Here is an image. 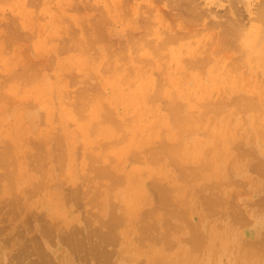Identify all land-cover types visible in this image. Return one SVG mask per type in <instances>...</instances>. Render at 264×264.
I'll return each instance as SVG.
<instances>
[{"label":"rangeland","instance_id":"rangeland-1","mask_svg":"<svg viewBox=\"0 0 264 264\" xmlns=\"http://www.w3.org/2000/svg\"><path fill=\"white\" fill-rule=\"evenodd\" d=\"M23 1L25 0H0V84L2 83L0 85V91L4 94L6 93L5 96L8 95L11 97L16 95L11 98L6 97V99L4 94L0 93L1 99L3 96V99H5H2L3 101L1 100L4 107H2L0 102V109L2 107L0 110V151H3L5 144L7 145L9 142L11 143H9L10 145L14 146L15 142L11 139H15L22 148L24 144V148L26 147L25 149L21 148L23 152L19 154L22 155V161L20 160V162L15 159L16 157L14 154L10 156L9 164H5L0 159V264H97V260L100 261V264H105L104 261L102 262V259L99 260L100 258L91 251V249L95 247V243L101 240L99 237L100 233L98 234V232H101L105 226L107 228L106 220H109L110 212L114 211L117 215L123 214L126 219L129 215L126 214L127 211L130 212V208H135L134 205L138 204V202L140 203L141 199L144 201L139 204L138 213L143 215L145 211V220H142V215L139 216L138 214L137 217H135L136 220H125L123 224H120L121 226L118 225V227L115 228L116 232H121L125 229L130 230L131 228H134L135 231L143 229L145 226H141L140 223L145 225L147 222H144L147 220L149 224L145 227L147 231L153 229L152 227L154 225L152 226V223L156 226L153 231L151 230L153 233L150 232L152 237L148 239L154 241V239L157 240L158 238V240L150 242L147 239H143L144 241L142 242V239H139L136 241L135 239L138 236L131 233L133 235H131V238L134 237V243L137 249L136 251L133 249V251H126L125 253L123 251L119 253V249L122 248V244H118L120 242H102L103 250L109 249L107 253H110V250L116 252L110 257L113 261V263L111 261V264H163L162 262L164 261L159 262V260H155L156 263L155 261L151 263L146 261L147 258L154 255V252L151 253L150 247L157 250L160 249L166 254L169 253L168 256L178 254L181 248H183L191 252L189 256L193 254L191 259H197L196 261H191L189 257H186L187 259L181 257V259H183L181 260L182 262L178 260L181 264H189L190 261L193 264H251L252 262H263L264 264V249L257 248L254 244L250 243L251 241L255 243L264 235V187L263 189L259 187L264 184V98L262 100L263 107L260 108L261 111L257 109L258 112L252 111V109H246V111H244L245 103L240 100H236L234 103L232 102V105L229 103L230 105L226 106L228 108L226 111L228 112L223 113L222 116L225 117L230 111L239 109L237 111L238 113H234L233 119L237 124H241L240 126L243 127L242 129L240 128V131L232 140L233 148L231 150L233 154L235 153L236 155H234V161H231L232 163H230V165L224 167L221 173L222 175H218L215 172L216 170L208 168L201 171V175H210L206 179L202 177L197 180L195 179V182H193L194 180L191 181L190 178L186 179L187 182L186 180L183 182V180L180 179L179 182L183 183L187 189L185 188V190L181 192V195L178 194L175 196L177 193H173L174 196L172 197L171 204H174L173 200H179L178 198H180V200L182 199V203L178 202L177 205L179 206H177L175 205L176 202L174 206L171 205L172 209L171 207L165 209L160 205L159 207H162L160 208L161 210L158 209V211H155L158 208L159 199L157 198V194L154 193V189L148 187L149 183L154 179H160L161 182L166 183L164 174L165 172L167 173V171L169 174L172 172L173 175L176 174L177 171L178 174V170H176L177 166L173 165L175 162L171 161L170 163L169 156L162 159L163 156L159 154L160 148L156 147L162 137H164V133L161 135H153L152 131L148 129L145 124L148 120L153 121L157 119L156 116L152 117L148 115L146 117L140 111L141 109L132 108L131 101L125 100L120 94L111 97L113 95L110 94V89L105 86V83H108L110 78L111 81L113 80L111 76L115 74L113 70L110 71L106 68H109L111 63L117 59H119L120 64L122 62V59H120L121 56L119 55V53H121L120 48L123 46L128 48L125 44L120 46L119 42L120 38L124 40L122 34L124 33L122 32L124 28L122 26H126V24L129 23L127 20L132 19L133 15L130 14V18L127 17L128 14L125 15L127 19L124 21L128 23H125L119 17L116 19L117 17L115 18L114 14L116 12L111 9V7L114 8L113 0H32L33 4L30 2L31 0H27L26 4ZM136 1L142 2V0ZM254 1L256 0H253V2ZM200 3H202L201 5L207 10L211 8L213 10L211 14L216 15V11H218L219 14L225 11L229 1L221 0L218 4L217 0H201ZM253 4L254 3L248 5L249 8L244 10L246 18L255 15L254 13L251 15L249 14L251 8V11H255V5ZM238 5L243 9L244 4L242 1L239 2ZM106 7L113 11L110 12L109 16L106 14V18L100 19V17H102L99 16L102 14L101 12L109 10ZM215 19L218 18L215 17ZM11 20H14V23L16 21L14 27L17 28L19 32V37L15 39L16 41L9 39L10 32L7 30L8 27L6 25H8V21L10 22ZM117 20H122V22ZM130 21V24L133 25V21ZM80 25H84V27ZM87 27L89 28L87 30L92 29V31L86 32L85 28ZM202 28L203 27H200L202 32L200 31L198 35L200 37L203 36L204 39L208 37L207 40L205 39L207 42L210 36L215 33V29L207 30L206 28V30H203L205 28ZM209 30H213L211 31L212 33ZM207 31H209V33ZM46 34L47 36H45ZM51 34H54L55 37H52L56 38L53 42ZM206 34H210V36L205 37ZM80 35H82L83 38ZM44 36L52 40L49 41V38H47L48 41H46ZM67 37H71L72 43L70 40L67 41L68 43L64 41ZM72 37H75V40ZM151 37H154V35ZM194 37L183 39V42L192 41L193 47H195L197 45V39L199 38H196L197 36ZM62 38L64 39L62 40ZM192 38L194 39V43ZM8 39L13 41V43H10ZM82 39L83 41L84 39H86V41L88 40L91 42V45L89 43L88 45L90 46H88V41L87 43L84 41V43ZM73 40H79L78 43L81 41L84 43V47L86 45L88 46L84 50L85 53L79 50L81 49L79 48L80 46L75 45L76 43L73 44ZM45 41L52 44L49 43L50 46L48 48H51L50 51L47 49L49 44ZM63 41L66 45L72 46L74 50L70 49L71 51L59 52L61 46L64 44ZM199 41H201V39H199ZM39 42L45 48L39 47ZM56 42L58 46L60 45L59 47L54 44ZM237 43L239 44L240 42L238 41ZM178 46V43H171L168 45V49ZM232 48L230 52L233 54L226 51V55L229 56V54H231V57H235L243 54L241 49L236 47ZM75 50H79L84 56L80 57V55H78L79 51L75 54ZM87 50L89 51L87 52ZM143 50L144 49H142V51L140 50V52L142 53ZM43 51L44 53L40 56H35L36 53H41ZM116 51L119 57H117ZM131 51V49L128 51L129 54L133 53ZM164 51L167 52L166 49H164ZM224 52L222 54H225ZM74 54L76 56L78 55L76 60L83 61L82 65L79 66V62L74 60L77 66L74 64L72 66L73 62L71 63V61H73V59L69 63L67 62L69 58L71 59L70 56ZM75 55L74 57H76ZM13 56L15 57L11 59ZM21 56L24 59L27 58L25 62H22V65L23 63L25 65L29 60L30 62L34 61L36 65H34V63H29V65L31 64L34 66L30 70H34L35 66H37L35 69L38 70L39 76L36 71L37 74H35V77L31 76L33 74H29L30 76L27 75V77L25 75L12 77L14 81L12 78L11 81L7 78L5 79L8 68L10 69L11 67L9 72L21 70L20 67H22V65L20 62L24 61ZM16 57L21 59V61L18 60L20 65H17V61V64L15 63V60H17ZM82 57L88 59L83 60ZM166 57H168V55ZM228 59H230V56ZM243 59L245 62L241 60L243 62L241 70L244 65H248L245 56ZM35 61H37V63ZM86 61L88 62L86 63ZM66 62L68 64H66ZM261 62L262 61L258 62V64L256 63V65L253 61L250 63L253 68L251 71L253 70L254 72L255 70V74H253V72L250 74L247 69L249 68L248 66L246 70L245 67L243 68L247 77L251 75L253 79H248L245 76L246 74L243 73L251 82L249 83V81L244 78L247 84L244 81H242V83H244L241 84L250 92L245 90L241 92L233 91L231 93L232 96L237 97L243 93L254 95V93H251V90L256 91L257 89L263 91L264 94V61ZM84 63L86 67H84ZM15 65L20 66L18 67L20 69ZM31 65L29 67H31ZM12 67L14 70H12ZM34 72L35 71H33V73ZM247 72H249V74ZM253 75H255L254 78ZM59 76H61L60 81H62L60 86L58 85L60 82L58 80L60 78ZM24 77L25 79L30 77V81H28V79L27 82L24 79L25 83H27L23 86L22 84H24V82L22 83L21 81H23ZM31 77L35 80L31 81ZM62 78L66 82L62 80ZM16 79L18 81H16ZM20 82L22 84H20ZM2 85H5L4 88H2ZM193 86L192 84L183 87L164 85L162 87L161 98L158 99L156 103H152L151 106L154 108L160 105L163 106V101L172 104L178 103L179 99L174 97V95L177 96V92L196 93L200 91V87L196 85L198 89L195 91L194 86L193 91ZM229 88L230 87L226 85H221L217 90H224V93L228 94ZM129 89H131L129 86L123 85L122 90L124 92H127ZM21 91L22 94H20ZM169 92L171 97H165ZM180 100V103H184L185 114L191 111L198 112L201 103L204 102V100L196 98H183ZM96 106L101 108V111L99 109L100 116L98 117L92 115L91 112ZM101 106L105 107L102 108ZM110 110L114 111L112 112L114 115H112L111 118L116 117L117 121L120 120L119 124H114L113 120H104L105 113ZM161 113L163 115H169V110L164 108L161 110ZM214 113L215 112H210V114H208L209 117L215 115ZM90 114L93 116L90 122L91 124L88 122L91 116ZM257 115L262 118V122H258V124L254 123V126L252 124V118H257ZM21 117H24V119H21ZM85 118L90 126L85 122L86 120L84 121ZM207 120L208 116H203V122H199L201 129H199L197 133H178L177 140L173 141L180 144V147L175 150L177 151V157L182 158L181 154L183 150L185 151V149L190 148L194 140L200 137L207 141V147L216 145L219 148L218 139H213L214 135L212 134V128L209 132L206 131V127L210 125ZM17 122L20 126L22 125V131L19 125L20 129L16 126ZM24 123L26 126L25 128H23ZM84 124L87 127L83 126L84 129H81ZM215 125H217V123H215ZM107 127H112L111 129H113L115 133L112 130V135H110L106 132ZM85 128H88V131H86L88 135L86 134L84 136L85 133L83 134V132L85 131L83 130H85ZM104 128L106 130L101 131V129ZM23 129L25 131L29 129V131H26L28 133H23L20 139H16V137L19 138L17 135H20ZM161 129L162 126L156 128V131L162 132ZM15 130L20 134L15 132ZM175 130L177 129L175 128ZM70 133L71 135L74 134V137L73 135L71 136ZM135 139L138 140V147H132L134 148L131 149L132 151L128 150V146L126 145ZM149 140L152 141L149 142ZM87 142L89 143L87 144ZM234 144H239V150L235 149ZM174 145L176 144L174 143ZM122 151H124L123 153L125 155H123ZM232 151L229 150L231 153ZM119 152L121 153V157L118 154ZM35 155H38L40 159ZM38 160L40 161L38 162ZM204 162L205 160L202 159L198 163H192V165L185 163V166H188V168L191 167L189 169L186 168V171H190ZM246 162L247 164H245ZM35 164H37V168L40 170L36 169ZM254 164L257 165L256 168L252 167ZM15 168L19 170L15 171ZM99 168L109 169L112 172L110 175L113 174L112 177L106 174L104 176L103 173H100L101 171ZM98 170L100 171L99 173ZM11 171L13 173V178L15 179L17 177V180L15 179L16 181L6 175V173H10ZM22 171H26V173H23V175ZM114 173L119 177H116ZM19 174L21 176H19ZM130 177H132V179L134 178L133 182ZM110 178H117L116 180L119 181H114V184H112V179ZM134 180L136 185L134 184ZM3 186H5V188ZM191 186L194 187L189 188ZM134 187L138 188L136 189ZM194 189L197 191L195 190L194 192ZM143 190L146 191V193H144ZM99 191L102 192L100 193ZM106 191L108 192L107 194H105ZM139 193H141V195L144 193L143 196H145V194L146 196L140 197ZM186 193L188 195H186ZM108 194L109 197H107ZM104 197L106 200L103 199ZM133 197L137 198L135 199ZM205 197H210L212 199V202L210 201L211 204ZM175 198L177 199L175 200ZM108 200H110L109 202L111 203H109ZM146 200L147 203L145 202ZM101 201L105 203L103 204ZM206 202L208 204H206ZM110 204L114 207L111 208ZM132 205L133 207H131ZM206 206H209L211 209ZM173 208L174 210L178 208L182 213H175V216H173L174 212L173 215L168 212L170 214L169 216H171L169 220H167L168 222L162 221L164 219L163 217L167 215L166 212L168 210H173ZM150 209L153 213L150 212ZM146 211L147 213L148 211L150 212L148 213L149 215L152 213L151 216L153 218L157 217V219H153ZM153 220L155 221L153 222ZM129 221L132 222V224L129 223ZM138 221L143 222L139 223ZM151 221L152 223H149ZM197 222H199L200 225ZM164 223L165 226L163 225ZM196 224L200 227L194 226ZM150 225L151 227H149ZM182 226L184 228H182ZM147 227L151 229L148 230L149 228L147 229ZM178 227L180 230L177 233L175 229L177 228L178 230ZM99 228H101V231H99ZM93 229L94 231L96 230V232L93 233V235L92 233L88 234L90 231L93 232ZM174 230L176 234L173 233ZM78 231H80L79 236L76 235ZM160 231L162 233L169 231L170 233H167L168 236L172 233L171 237H168V240L172 239L173 244L171 245L175 247L171 248V246L167 249L164 245V241L160 239L162 233L160 236L154 235L156 238H153V234L160 233ZM196 231L197 233H199V231L201 233L202 231L204 234H200L202 236V241L198 240V243L195 242L197 245H203L204 243L203 246L201 245V250L198 249L200 245L195 246V248L193 246V242L195 241L193 236ZM84 233L86 239L84 238ZM80 234H82V238ZM86 234H88V236H86ZM89 235L91 236L89 237ZM79 237L82 240L84 238L85 240L83 241L86 242L87 245L90 244L89 241L94 243V245L91 244V248L90 246H84L86 243L83 244L81 243L83 241L80 240L82 247L77 249L76 245L73 246L71 242H73L72 240L80 239ZM189 237L190 240H187ZM69 240L71 241L69 242ZM132 243H124L123 245L124 247L125 245H129L130 247ZM142 245H145V248ZM190 245L193 247L187 249ZM193 249H195V251ZM129 250H131V248ZM131 252H135L133 253L135 256H131ZM172 252L175 253L171 254ZM249 252H251L252 255ZM168 256L166 258H168ZM241 256L244 257V261L242 260L243 262L241 261ZM169 258L167 259L168 261ZM177 259H180V256H178ZM108 262L109 261H107V263ZM165 263L169 264L167 262H164V264Z\"/></svg>","mask_w":264,"mask_h":264},{"label":"bare ground","instance_id":"bare-ground-1","mask_svg":"<svg viewBox=\"0 0 264 264\" xmlns=\"http://www.w3.org/2000/svg\"><path fill=\"white\" fill-rule=\"evenodd\" d=\"M200 1L201 0H142V2H139V1L137 2L136 0H113V2H114L113 7L114 8L111 7V9H113L114 12H116V13H114L115 18L117 17L116 19H118V17H119L120 19H122L124 21L125 19H127L125 16L127 14H128L127 17H129L130 14H132L133 17H132V19H129L131 17V15H130V17L128 18L129 20H127V21H129V23L124 21L125 23H128V24H126V26L124 25L125 27L122 26L124 28L123 29L124 31H122L124 33H122V34L124 36L125 41L120 38V42H119L120 46H123V44H125L126 46H128V48H125V46L120 48L121 49L120 52L122 53V54L119 53V55L121 56L120 59H122V62L120 64H119V59H117V60L113 61V63H111L109 68L108 67L106 68L107 70H110V71L113 70L115 72V74L111 76V77H113L112 81H111V78L109 77L110 78L109 82L105 83V86L110 89V94L113 95V96H111L109 94L111 97H115V96L120 94L121 96L124 97L125 100L131 101V107L132 108L141 109L140 111L146 117L148 115L152 116V117L156 116L157 119H155L153 121L148 120V122L145 124V126L152 131L153 135H161L164 133V137H162V139L160 140V142L157 144L156 147L160 148L159 154L163 156L162 159H165L166 157L169 156V158H170L169 162L170 163H171V161L175 162L176 164L175 163L174 164L172 163V164L177 166L176 170H178V174L176 171V174H174V175L172 174V172H171V174H169L168 171H167V173L165 172L164 177L166 178L165 179L166 183L161 182L160 179H154L151 181V183H149L148 187H151L152 189H154L155 192L154 191L153 192L155 194H157V198L159 199L158 208L156 206L157 210L154 209L155 211H158V209L162 208V207H159L160 205L166 209L168 207H171V205L174 206V204L176 202L177 203L175 205H177L178 202L180 203L182 201V199L180 200V198H178L179 200H176L177 198H175L176 201L173 200L174 204L173 203L171 204L172 197L174 196L173 193H177L175 196H177L178 194L181 195V192H183L186 188L185 185H183V183L179 182L180 179L183 180V182L189 178L191 179V181L194 180L193 182H195L197 179H200L202 177H204L206 179L210 175H208V176L205 174L201 175V171H204V169H208V168L214 169V170H216L215 171L216 174L222 175L221 173L223 172L224 167L230 165V163H232L234 161L233 159L236 155H235V153L233 154V151L231 150L233 148L232 140H233V137L235 135H237V133L240 131V128L242 129L243 126H240L241 124H237V122L234 121V119H233L234 113L235 114L238 113L237 112L239 110L238 108H237L238 110H236V111L232 110V111H230V113H227L225 115V117L222 116L223 113L228 112V111H226L228 109L226 106L230 105L229 103H231V105H232V102L234 103V101H236V100L244 101V103H245V106L243 109L244 111H246V109L247 110L252 109V111L254 110L255 112L256 111L258 112V110L261 111L260 108L263 107L262 100L264 98V94H263V91H261L259 89H257L256 91L251 90V93H254V95H251V94L247 95V94L243 93L242 95H238L236 97V96H232L231 93L233 91H240L241 92L242 90L250 92L249 90H247V88L245 89V87H243L244 85H242V84L245 82V79L246 80H248V79L253 80V79H252L251 75L250 76L248 75L251 78L247 77V74L243 71L244 70L243 68L245 67V70H246V67L248 66L249 68H247V69L249 70V72L251 74L253 72V70L251 71V69H253V68H252V65L250 63H252V61H253L254 64L256 65V63L258 64V62L264 61V0H256L254 2H253V0H228L229 4H228V7L225 9V11L222 14H219L218 11H216L217 12L216 15H212L211 13L213 10L211 8H208V10H207L205 7H203L201 5L202 3H200ZM219 1H221V0H217L218 4H219ZM241 1L244 4L243 9H241V7L238 5L239 2H241ZM23 2L26 4L27 0H25ZM30 2L32 3V0ZM252 3H254L253 5H255V11H251V9H252L251 8L249 10V14L251 15L252 13H254L255 15H252V16H249L248 18H246L244 10L248 9L249 8L248 5H251ZM220 4H222V3H220ZM83 5H85V4H83ZM220 6H222V5H220ZM108 7H106V8H108ZM108 9L109 10L106 12L100 11L103 14V15L102 14L99 15V16H102V17H100V19L106 18V14H108L107 16H109L110 12L113 11L110 8H108ZM112 16L114 17L113 14H112ZM215 17H217L218 19H215ZM122 20H117V21L122 22ZM130 20L133 21L132 22V23H134L133 25L130 24V22H131ZM14 24H16V21L14 23V20L13 21L11 20L10 22L8 21V25H6V26L8 27L7 30H9V32H10L9 39L16 41L15 39H18L19 32H18V29L14 27ZM82 26L84 27V25H82ZM7 27H5V28H7ZM200 27L205 28V29L202 28L203 30H206V28H207V30L208 29H215V33L212 35L213 37L210 36V34L209 35L206 34L205 37L210 36L209 41L206 42L208 37L205 38L206 39L205 40L203 36L200 37L198 35V33L200 31L202 32V30H200ZM87 29H89V28L88 27L85 28L86 32L92 31L91 28H90L91 30H87ZM209 31H207V32L209 33ZM211 31H213V30H211ZM89 32H88V34H89ZM119 32H121V31H119ZM88 34H87V36H88ZM152 35H154V37H151ZM45 36H47V34ZM45 36H44V38H46ZM52 36H54V34H51V37ZM71 36H74V35H71ZM80 36L82 37V35H80ZM120 36H122V35H120ZM194 36H197L196 38L201 39V41H199V39H197L198 41H197V43H196L197 45L195 47H193L192 41L183 42V39L191 38ZM47 38H49V37H47ZM47 38H46V41H48ZM70 38L71 37H67V39L64 41H66V43H68L67 42L68 40L71 41ZM72 38H74V40H75V37H72ZM117 38L119 39L118 36H117ZM54 39H56V38H53V40L49 38V41L52 40V42H53ZM63 39L64 38H62V40ZM86 39H84V41H86ZM79 40L74 41L73 44L76 43L75 45L80 46L79 48H81V49H79V50H81V51H84L86 49V47L91 45V42H89L87 40L88 41V43L86 41L87 45L89 43H90V45L87 46L85 44L86 46L84 47L85 42L82 39V41L84 42V43H82L80 41V43L83 45V48H82V45L80 43H78ZM70 41H69V43H70ZM90 41H91V39H90ZM238 41L240 42L239 43L240 45L237 43ZM11 42L13 43V41H10V43ZM46 43L49 44L50 42L49 43L46 42ZM71 43H72V41H71ZM121 43H122V45H121ZM171 43H178L179 46L178 47H170L168 49V45H170ZM193 43H194V39H193ZM50 44L47 46V49H49V51L51 49V48H48L50 46ZM54 44H56L58 46L57 42ZM236 44H238V45H236ZM108 45H109V43H108ZM39 47L45 48V47H43V45H41V43H40ZM232 47H236V48L241 49L243 52V54H241L242 56L239 54L240 56L237 55L235 57H231V54H229L231 60L228 59L229 56L226 55V51L230 52L233 49ZM148 48H150V49H148ZM70 49L74 50V48H72V46L70 47V46L66 45L64 42V44L61 46V50H59V52L60 51H61V53H62V51L67 52V50H70ZM87 49H89V48H87ZM130 49L132 50L131 52H133L135 54H133V53L129 54L128 51H130ZM142 49H144L145 51L143 50V52L141 53L140 50L142 51ZM147 49H148V51H147ZM164 49H166L167 52H165ZM76 50L74 51L75 54H77L79 51V50L78 51H76ZM44 51H47V50H44ZM44 51L41 53H36V55L35 54L34 55L38 57L41 54H43ZM88 51L89 50H87V52ZM223 52L225 54H222ZM53 53H55V52H53ZM84 53H85V51H84ZM230 53H232V52H230ZM56 55H57V52H56ZM74 55H71L70 56L71 59L69 58V61H67L69 63L73 59V61H71V63L73 62L72 66H73V64L75 65L76 62L74 63V60H76L78 55H80V57L84 56V55H82V52H80V51H79V54L77 56L75 55L76 57H74ZM117 55H118V52H117ZM119 55L117 57H119ZM167 55H168V57H166ZM244 56L248 62V65H246V66L244 65L242 70H241V67L243 65L242 63L245 62L243 59ZM14 57L15 56L11 57V59H13ZM21 58H23V57L21 56ZM33 58H35V57H33ZM82 58H83V60L88 59V58L84 59V57H82ZM16 59L17 60L14 59L15 63L17 61L18 64L17 63L16 64L20 65L18 60L21 61V59H19V57H16ZM26 59H24V61L20 62L21 65H22V62H25ZM31 60H34V59H31ZM228 60H230V61H228ZM76 61H78L80 63V64L78 63L79 66L83 64V61H80V60H76ZM88 61H86V63ZM226 61H228V62H226ZM35 62L37 63V61H35ZM67 62H66V64H68ZM29 63H34V61L30 62V60H29V62H26L25 65L23 63V65H22L23 68L15 65L17 68L20 67L21 70H17V71L15 70L14 72H9L11 67H10V69L8 68L7 75L5 73V75H6L5 79L7 78L9 81H11L12 77H15V76L18 77V76H24V75L27 77V75H29V74L30 75L33 74L31 76L35 77V74H37V72H38V70L35 69V68H37V66H35L34 70L31 71L30 69L33 68L34 66H32L30 64L31 67H29L30 66ZM4 65H5V63H4ZM34 65H36V64L34 63ZM84 65H85L84 67H86L85 63H84ZM15 66H14V68L16 69ZM75 66H77V65H75ZM87 66H88V64H87ZM81 67H83V66H81ZM5 68H3V69H5ZM20 68H18V69H20ZM12 70H14L13 67H12ZM33 71H35V72L33 73ZM249 72H247V73L249 74ZM254 72H255V70H254ZM254 72H253V74H255ZM10 73H12V74H10ZM25 73H27V74H25ZM243 73H245L246 75ZM37 75L39 76V72ZM37 75H36V78H37ZM254 76L255 75H253V78H254ZM59 77H58L59 78L58 80L60 81L61 76H59ZM17 79H16V81H18ZM24 79H25V77L23 78V81H21L22 83L24 82V84H22L20 82V84H22L23 86L28 81H30V77L25 79L26 81L29 79L26 83H25ZM12 80L14 81L13 78H12ZM32 80H35V79L34 78L32 79V77H31V81ZM62 80H64V79L62 78ZM7 81H6V83H7ZM242 81H244V82L242 83ZM61 82L62 81L59 82V84H58L59 86L61 85L60 84ZM250 82L251 81H249V83ZM245 83L247 84V82H245ZM189 84H192L194 86L196 85L197 87H200V91L196 92V93H188V92L187 93L186 92L180 93V92H177L178 93L177 96L174 95V97L179 99L178 103L172 104V103H167V102L163 101V103H164L163 106L160 105L156 108L151 106L152 103H156V101L161 98L162 87L164 85H170L172 87L173 86H182L183 87L186 85L189 86ZM22 85H21V87H22ZM123 85L129 86V88H131V89H129L127 92H124L122 90ZM221 85H226L227 87H230L228 94L224 93V90H221V89L217 90L218 87ZM2 86H3L2 88H4L5 85H2ZM54 86H55V84H54ZM194 86H193V91H194ZM196 86H195V91H197V89H198V88H196ZM0 93L4 94L1 91H0ZM20 94H22V91L20 92ZM5 95H6V93L4 94V96ZM13 96H16V95H13ZM13 96H11V97H13ZM3 97H2V99H3ZM6 97L8 98L9 96L7 95V96H5V98ZM11 97H9V98H11ZM165 97L170 98L171 97L170 92H169V94H166ZM183 98H191V99L196 98V99L204 100V102L201 103V105L198 109V112H194V111L192 112L191 111V112H188L185 114L184 113L185 112L184 111V109H185L184 103H180V101H181L180 99H183ZM2 99L0 96V102ZM15 99H13V100H15ZM112 99H115V98H112ZM3 100H5V99H3ZM101 104H102V102H101ZM1 105H2V102H1ZM2 107H4V105H2ZM2 107H1V109H2ZM103 107H105V106H103ZM164 108L169 110V115H167V114L163 115L161 113V110ZM99 109L101 111V108L96 106L94 108V110L91 111L92 115L97 116V117L100 116ZM107 110H108V106H107ZM112 112H114V111L110 110L109 112L105 113L104 120H113L114 124L117 125V124H119L120 120L117 121L116 117L111 118V116L114 115ZM210 112H215L214 113L215 115H211L209 117L208 114H210ZM92 115L90 116V119L88 121L89 123L91 122V120L93 118ZM203 116H208L207 121H209L208 124H210V125H209V127H206V131L209 132L210 129L212 128L211 129L212 134L214 135L213 139L214 140L218 139L219 148L216 145H213L211 147H207L206 146L207 141L200 137V138H196L194 140V143L190 148L185 149V151L183 150V152L181 154L182 158L177 157V155H176L177 151H175V150L180 147V144L178 142H173V141L177 140L176 138H177L178 133H180V132H186V133H191V134L197 133L198 130L201 129V127L199 126V122H203L202 121ZM21 119H24V117H21ZM85 120H86V118L84 119V121ZM85 122H87V120ZM252 122H253L252 123L253 125H254V123L258 124V122L259 123L262 122V118L258 117V115H257V118L256 117H255V119L252 118ZM215 123H217V125H215ZM90 124L88 126H90ZM18 125L20 126V124L17 122L16 126L19 128ZM83 126H86V125L85 124L82 125L81 129H84ZM160 126H162V129H161L162 132H160V131L157 132L156 128H158ZM164 126H167V127H164ZM20 127H21V131H22V125ZM25 127L26 126L24 123L23 128H25ZM111 128L112 127L106 128L107 129L106 132H108L110 135H112V130H113ZM175 128L177 130H175ZM106 129L105 128L101 129V131L102 130L105 131ZM27 130L29 131V129H27ZM24 131L25 130L23 129V132H21V134H20L18 131L15 130V132H18V134H20V135H17L19 138L16 137V139H20V136H22L23 133L24 134L28 133V132H26V131L24 132ZM83 131H85V132H83ZM83 131L82 132H83V134L85 133L84 134V136H85L87 134L86 131H88V128H85V130H83ZM71 133H70V135H71ZM99 133L102 134L101 132H99ZM114 133H115V131H114ZM72 135L74 137V134H72ZM110 135H108V136H110ZM11 140H13L15 142L14 146L10 145L11 143L9 142L10 144L9 143H7V145L5 144L3 151L2 150L0 151V159L5 164L10 163V156L13 154L16 157L15 158L16 160H18L19 162H20V160L22 161V159H21L22 155H19L23 152L21 150L22 146H20V144L17 141H15V139H11ZM150 141H152V140H149V142ZM88 143L89 142H87V144ZM174 143L176 145H174ZM24 146H25V144H24ZM24 146H23V148H24ZM126 146H128V150L134 149L135 147H138V140L135 139L134 141H130ZM132 147H134V148H132ZM234 147H235V149H238V150L240 148L239 144L238 145L234 144ZM229 150L232 151V153L229 152ZM131 151H129V152H131ZM123 152L124 151H122V153ZM25 154H26V152H25ZM118 154L120 156L121 153L119 152ZM154 154H157V153H154ZM237 154H239V153H237ZM123 155H125V154L123 153ZM14 156H13V161H14ZM35 156L38 157V155H35ZM202 159L205 160V162L203 164L197 166L194 169H191L190 171H186V168L189 169L191 167L188 168V166H185V163L192 165V163H198ZM39 161L40 160H38V162ZM249 161H247V162H249ZM247 162L245 164H247ZM35 166H36L37 170H40L37 168V164H35ZM252 167L256 168L257 165L254 164ZM25 168H24V170H25ZM16 170H17V168H15V171ZM99 170H98V173L99 172L103 173L104 176H105V174L107 176H111V177L113 175V174L110 175L112 172L107 168L106 169H100L99 168ZM132 171L135 172L134 170H132ZM20 173H21V171H20ZM23 173L25 174L26 171L25 172L22 171V174ZM114 174H116V173H114ZM6 175L8 177H10L11 179L13 178L12 171L10 173H6ZM19 176H21V175L19 174ZM116 177H119V176H117V174H116ZM130 178H131V181L133 182L134 178L133 179H132V177H130ZM11 179H9V180H11ZM110 179H112L111 180L112 184H114V181H119V180H116L117 178H110ZM186 182H187V180H186ZM135 183L136 182L134 180V184ZM143 183H145V182H143ZM186 186H187V183H186ZM3 187L5 188V186H3ZM193 187L194 186H191L189 188H193ZM259 187H262V189H263L264 184H263V186H259ZM134 188H136V187H134ZM99 189H101V188H99ZM144 190H143V192L146 193V191H144ZM195 190L196 189H194L193 191L195 192ZM99 192L101 193L102 191H99ZM107 193L108 192L106 191L105 194H107ZM141 193H139L140 197L144 195V193H143V195H141ZM186 195H188V194L186 193ZM145 196H146V194H145ZM145 196H143V197H145ZM107 197H109V194ZM133 198H135V197H133ZM205 198H207V197H205ZM209 198L210 197H208L207 199L209 200L208 202L210 203V201L212 202V199L211 198L209 199ZM103 199L106 200L105 197ZM138 200H139V197H138ZM103 201H101V203H103ZM109 201L110 200H108V202ZM142 201H144V200L141 199L140 203H142ZM149 201H150V198H149ZM145 202L147 203V200ZM216 202H218V201H216ZM109 203H111V202H109ZM140 203L138 202V204H135L134 205L135 208H133V209L130 208L129 209L130 212L127 211L128 210V208H127V210H126L127 213L126 212L125 213L129 214V215L126 219L123 216V214L117 215L112 210L113 212H110L109 220H106L107 228L103 224L105 226V228H104L105 231H104V229L101 231V228H99V231H101V232H98V234L100 233L99 237L101 240L99 242L97 241V243H95V247H93V249H91V251H93V253L97 257L100 258L99 260L102 259V262L104 261L105 264L107 263V261H109L107 264H109V263L111 264L112 258H110V257H112L116 252L110 250V253H107V251L109 252V249L103 250V244H101L102 242H104V243H106V242H110V243L120 242L118 244H120V245L122 244V248L119 249L120 250L119 253H121L122 251L125 253L126 251L130 252V251H133V249L136 251V249H137L136 244L134 243L135 242L134 237L131 238V235H132L131 233H133V235H135V236H138L135 239L136 241H138L139 239H142V242H143L144 241L143 239L149 240L148 238L152 237L150 232H152L153 229L156 228V226H155V224L152 223V221L149 222V223H152V226L154 225L155 227L153 226L152 227L153 229H151V228H149V227H151V225H150L149 227H147V229L149 228L148 230L151 229L152 231L151 230L147 231L145 229V227L149 225L147 220L144 223L147 222L148 225L147 224L142 225L140 222H143V221H140V222L138 221L141 226H145V227H143V229H139V230L135 231L134 228H131L130 230L125 229L124 231L116 232L115 228L118 227V225L121 226L120 224H123L125 222V220L132 221L133 219H135V217H137V215L139 214L138 213V210H139L138 207L140 206L139 205ZM206 204H208V203L206 202ZM111 205L112 204H110V207L113 208L114 206L113 205L111 206ZM177 206H179V205H177ZM131 207H133V205ZM206 207H209V206H206ZM178 208H175L176 210H174V208H173V210H168L166 212L167 215L169 216L170 215L169 213H172V215H173V212H174L173 216H175V213L181 214L182 212L179 211ZM171 209H172V207H171ZM150 212H152L151 209H150ZM150 212L148 211V213H150ZM146 213H147V211H146ZM152 213H151V215H152ZM144 214H145V211H144L143 215L141 214L143 217L142 220H145ZM141 215L139 214V216H141ZM151 215H149V216H151ZM167 215L165 217H163L164 219L162 221L169 220V218L171 216L168 217ZM161 216H162V214H161ZM146 217H147V215H146ZM153 219L156 220L157 217L153 218ZM155 220H153V222ZM130 221H129V223L132 224V222H130ZM129 223H126V224H129ZM197 223L199 224V222H197ZM198 224H196L194 226L200 227L199 226L200 224L199 225ZM163 225L165 226V223ZM136 226H138V225H136ZM172 227H173V225H172ZM182 228H184V227L182 226ZM170 229H173V228H170ZM175 230L178 233L180 228L178 227V230H177V228ZM175 230L173 233L176 234ZM197 231L194 232L193 238L195 239V241L193 242L194 243L193 246L195 248V246L200 245L199 246L200 248H198V249L201 250L204 243H203V245L202 244L197 245L195 242L198 243V240L202 241V239H201L202 236L200 234H203V232L201 231V233H200V231H199V233H197ZM95 232H96V230L94 231V229H93V232L90 231V232H88V234L92 233V235H93V233H95ZM75 233H77V232H75ZM79 233H80V231H78V233L76 235L79 236ZM161 233L162 232L160 231V233L153 234V238L154 237L156 238V236H154V235L160 236ZM167 233H170V232L168 231L166 233H162L161 234L162 236H160L161 237L160 239L162 241H164V245L167 247V249L170 248L171 246H172L171 248H173L175 246L171 245V244H173L172 239L168 240V237L169 236L171 237L172 233L169 236L167 235ZM88 234H86V236H88ZM81 235L82 234H80V237L82 238ZM83 235H84V238L86 239L85 233ZM90 236L91 235H89V237ZM81 238L72 240L74 243L71 242L73 244V246L76 245L77 249L82 247V245L80 244V240L81 241L85 240L84 238H83V240ZM129 238H130V240H129ZM188 239L190 240V237L187 238V240ZM78 240H79V243H78ZM157 240H158V238H157ZM157 240L154 239V241H157ZM70 241L71 240H69V242ZM152 241H150V242H152ZM89 242H90V244H88V245L84 241L81 243H83V244L86 243V245L84 244V246H90L91 244L94 245V243H91V241H89ZM93 242H94V240H93ZM124 243H132V244L130 245V247H129V245L128 246L125 245V247H124V245H123ZM250 243L254 244L257 248L264 249V235L261 239H259L255 243L253 241H251ZM145 245H146V243H145ZM145 245L144 246L142 245V246L145 248ZM91 246H90V248H91ZM139 246H141V245H139ZM193 246L190 245V247L187 249H190ZM130 248H131V250H129ZM139 249H141V248H139ZM193 250L195 251V249H193ZM193 250H191V251H193ZM242 250H244V249H242ZM105 251H106V253H105ZM150 251H151V253L154 252L153 256L148 254L149 256H151L150 258H147V256H146V258H147L146 261H149L150 263L155 261V260H159V262L164 261V262H167L169 264H173V263L179 264L180 262L178 260L181 261L183 259H187L186 257H189L191 259V256L193 255V254H191L189 256V253H191V252H188L187 250H185L183 248H181V251L178 252V254H173L175 252H172L171 254H173V255H170V256H168L169 253L166 254V253L162 252L160 249L157 250V249H154L153 247H150ZM240 251H241V249H240ZM133 253H135V252H133ZM133 253L131 254V256H135V254H133ZM249 253L252 255L251 252H249ZM187 254H188V256H187ZM245 254H246V252H245ZM241 255H242V253H241ZM167 256H168V258L170 257L169 261L167 260L168 258H166ZM178 256H180V259H177ZM194 256H196V255H194ZM181 257L183 259H181ZM109 258H110V260H109ZM240 258H241V261L242 260L244 261V257L241 256ZM96 259H98V258H96ZM192 260L196 261L197 259H191V261ZM248 260H249V258H248ZM191 261H190V263H191ZM97 262H98L97 264H100L99 263L100 261L97 260ZM164 262H162V263L164 264ZM112 263H113V261H112ZM114 263H115V261H114ZM155 263H156V261H155ZM191 264H193V263H191ZM251 264H263V262H261V263L252 262Z\"/></svg>","mask_w":264,"mask_h":264}]
</instances>
